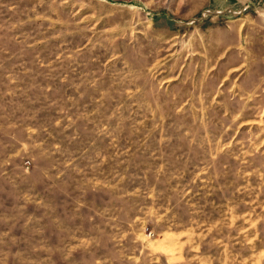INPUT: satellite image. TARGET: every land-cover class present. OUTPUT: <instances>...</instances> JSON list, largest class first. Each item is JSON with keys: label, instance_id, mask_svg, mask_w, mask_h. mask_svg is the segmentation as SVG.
Returning a JSON list of instances; mask_svg holds the SVG:
<instances>
[{"label": "rangeland", "instance_id": "rangeland-1", "mask_svg": "<svg viewBox=\"0 0 264 264\" xmlns=\"http://www.w3.org/2000/svg\"><path fill=\"white\" fill-rule=\"evenodd\" d=\"M0 264H264V0H0Z\"/></svg>", "mask_w": 264, "mask_h": 264}]
</instances>
